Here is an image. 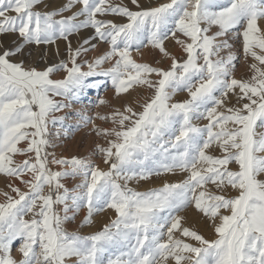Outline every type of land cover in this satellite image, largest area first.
Here are the masks:
<instances>
[{
  "label": "snow or ice",
  "instance_id": "6c2138e0",
  "mask_svg": "<svg viewBox=\"0 0 264 264\" xmlns=\"http://www.w3.org/2000/svg\"><path fill=\"white\" fill-rule=\"evenodd\" d=\"M40 2L0 0V33H17L20 41L0 52V174L27 189L10 183L15 195L2 193L0 264H264V0H168L148 8L131 0L137 10L112 0H68L58 10L34 11ZM107 15L126 22L99 18ZM89 27L109 47L78 62L96 44L85 39L73 48L69 37ZM229 34L254 61L247 79L233 75L240 57ZM169 38L182 59L166 50ZM58 39L67 42V61L37 70L9 59L25 45ZM149 46L170 59L168 68L133 59V50ZM59 71L63 78L52 79ZM109 83L117 97L137 86L153 94L140 112L125 105L97 114L112 128L76 113L77 127L91 123L97 136L114 137L97 145L107 168L49 152V125L67 118L56 114ZM177 93L186 99L173 102ZM16 155L25 158L17 163ZM176 171L186 173L178 183L145 192L128 186ZM67 178L78 182L69 188ZM190 205L212 223L215 239L184 226L178 213ZM81 208L83 224L107 209L115 218L93 234L68 231L65 223Z\"/></svg>",
  "mask_w": 264,
  "mask_h": 264
},
{
  "label": "rangeland",
  "instance_id": "374dc122",
  "mask_svg": "<svg viewBox=\"0 0 264 264\" xmlns=\"http://www.w3.org/2000/svg\"><path fill=\"white\" fill-rule=\"evenodd\" d=\"M68 0H41V2L36 5L34 11H54L62 8ZM114 4H122L129 7L132 10H137L134 5L131 4V0H112ZM168 0H138L141 8L155 7L160 3H167ZM80 5H74L69 11L64 12L63 16H69L73 12L79 9ZM14 15V13H9ZM60 17L57 16L56 19ZM102 19L113 20L117 23L126 22L124 18L114 17L112 15H107L104 17H99ZM82 19V18H81ZM260 27L264 29V20L259 22ZM94 37V30L92 28H85L80 30L79 33L72 34L69 39L73 48L78 47L85 39L90 41V44H96L95 49H91L86 55H82L78 58L80 60H91L97 56L103 55L108 50V45L98 40ZM226 39L232 45L231 51L236 53L240 59L236 63V68L233 75L237 79H247L251 76L250 64L254 61L251 57L245 58L242 53V43L240 40H236L233 34H229ZM2 40V41H1ZM4 41V42H3ZM19 37L17 33H0V52L7 49H14L19 43ZM8 45V46H7ZM89 47V45H85ZM166 50L177 59H182L184 53L182 49L173 41L171 38L165 41ZM228 50H223L221 56H226ZM132 57L137 63H148L154 67L168 68L170 66V59L164 57L158 49H153L150 46L146 48H141L137 53L136 50L132 51ZM11 62H23L25 68L34 67L37 70H43L44 68L58 64L60 61L68 60L67 52V42L63 39H58L54 44H41V45H25L21 54L9 57ZM159 61V63H157ZM104 67H109V63H105ZM64 76L63 71L55 72L51 75L52 79H62ZM155 79V77H151ZM103 79V78H101ZM152 91L145 87H134L130 89L128 93L122 94L119 97L114 95V90L112 89L110 83L106 88L100 90H91L87 96L80 99L79 103H74L72 107L65 109L61 113L56 115H66V119L62 123H57L56 125H49V140L54 145L53 148H49V152H54L57 157H72L77 156L81 158H88L96 166L106 169L107 165L103 163V156L98 151L97 145L101 147L107 146V139H114V137L105 138L103 136H97L92 129V124H77L80 123V117L76 115L80 112L83 116L91 118L98 128H112L114 125L110 120H100L97 119V114L101 116H108L115 109L123 110L125 105L133 107L137 112L142 111V105L146 103L152 96ZM102 97L107 101L106 104H97L98 98ZM186 93H177L173 97V102L182 101L186 99ZM59 99V98H58ZM230 103H235V97H230ZM198 123L203 124L206 121H199ZM19 147H25L26 143L22 142ZM65 153V154H64ZM211 154L219 155V152L213 151ZM25 157L16 155L14 159L17 163L21 162ZM54 170H55V166ZM235 168V165L232 166ZM186 176V173L176 171L174 173H165L159 176H152L147 180L140 181H130L129 187L136 191L145 192L155 188L161 187L164 183H178L182 181ZM27 178V177H25ZM170 180V181H169ZM67 187L71 188L77 180L67 178L62 181ZM13 184L19 187L22 191L27 189L23 184L15 179L8 178L3 174H0V203L5 201V196L2 193H8L9 195H15L11 192L8 187L9 184ZM212 190V186H209ZM229 195H236L234 192H229ZM223 214H228V212L221 210ZM87 214V209L81 208L79 213L76 214L74 220L65 223L64 227L70 232H77L80 235H89L101 230L105 224L110 223L112 219L115 218V213L113 210L107 209L103 212H95L91 217L90 224H83V217ZM178 215L184 217L183 224L186 227L199 225L202 226L204 232L208 235L206 239H215V232L212 223L205 218L201 213H199L193 206H189L183 211L179 212ZM30 217H25L28 219ZM197 220V221H196ZM196 221V222H195ZM195 224H193V223ZM198 222V224H197ZM217 219V223H218ZM191 228V227H190ZM201 234L200 232H198ZM212 235H211V234ZM205 234V235H206ZM179 235V233H177ZM202 235V234H201ZM204 236V235H203ZM191 242V241H188ZM194 243V242H193ZM19 246V242H14L12 248V254L17 259H19V253L16 249ZM169 264H172L169 261Z\"/></svg>",
  "mask_w": 264,
  "mask_h": 264
},
{
  "label": "bare ground",
  "instance_id": "6f19581e",
  "mask_svg": "<svg viewBox=\"0 0 264 264\" xmlns=\"http://www.w3.org/2000/svg\"><path fill=\"white\" fill-rule=\"evenodd\" d=\"M2 41V40H1ZM4 42V41H3ZM1 45V44H0ZM2 46V45H1ZM8 46V45H7ZM3 47V46H2ZM218 152V151H217ZM65 154V153H64ZM170 181V180H169ZM197 221V220H196ZM195 221V222H196ZM193 223V222H192ZM193 224H195V223H193ZM197 224H198V222H197ZM189 227H191L192 229H194V230H196L197 232H200L202 235H204V237H206L207 238V234L204 232V229L202 228V226H200V224L199 225H191V226H189ZM206 234V235H205ZM211 234V233H210ZM212 235V234H211Z\"/></svg>",
  "mask_w": 264,
  "mask_h": 264
}]
</instances>
